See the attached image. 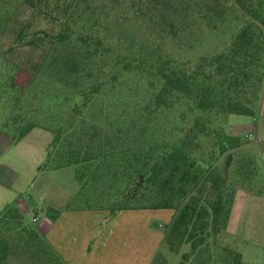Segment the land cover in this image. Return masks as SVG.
Here are the masks:
<instances>
[{"label":"rangeland","instance_id":"1","mask_svg":"<svg viewBox=\"0 0 264 264\" xmlns=\"http://www.w3.org/2000/svg\"><path fill=\"white\" fill-rule=\"evenodd\" d=\"M183 1L184 4H174V16L168 14V22L174 18L172 26L160 24V15L150 17L144 5L146 0H0V165L7 167L3 168L1 179L12 196L10 203L20 207L24 219V222L15 219L13 228L19 222L37 227L38 222L32 217L34 211L37 217L45 212L54 216L58 208L76 207L101 210L108 217L121 209H138L159 230L160 244L151 264H175L184 252L191 251L189 241L175 250L165 242L178 208L176 204H158L154 192H143L145 182L136 188L143 174L132 175L127 183L123 179L119 186L111 177L94 183V163L86 167L75 163L52 167L46 159L48 151L55 154L52 131L37 127L29 137L16 141L17 124L12 118L20 113L47 121L48 109H67L64 97L78 99L73 97V89L39 66L50 43L27 42L25 39L33 33L51 36L70 21V29L99 35L104 45L111 46L121 57L156 52L185 66H194L203 56L225 49L247 19L232 0H218L220 4L215 3L213 11L205 9L206 0ZM24 34L27 38L23 39ZM98 62L106 69L117 70L111 58L94 61ZM134 64L133 59L131 66ZM119 73L93 96L85 111L93 114L101 125L112 122L113 132L122 134L123 130L131 134L125 138L135 139L129 145H150L154 149L161 143L171 145L186 137L188 150L197 159L203 175L192 193L204 189L199 194L203 201L209 189L204 178L214 168L225 181L226 193L232 199L226 225L191 253L188 264L223 262L226 256L232 258L234 251L245 264H264V81L254 114L210 113L199 125L191 126L200 111L189 99L173 98L169 106L157 108L153 103L157 91L154 76L140 69ZM95 78L92 76L89 81ZM13 79L16 86L25 87L20 102L14 98ZM56 93L59 99L47 97ZM224 133L238 136L239 143L233 147L223 144ZM46 142H50L47 151ZM9 236L14 243L10 264H63L54 250H43L36 258L32 256L35 252L25 249L22 239L13 232Z\"/></svg>","mask_w":264,"mask_h":264},{"label":"trees","instance_id":"2","mask_svg":"<svg viewBox=\"0 0 264 264\" xmlns=\"http://www.w3.org/2000/svg\"><path fill=\"white\" fill-rule=\"evenodd\" d=\"M232 1L247 16L245 23L225 49L203 56L194 66H185L156 52L152 55L140 52L130 58L121 57L118 52H113L111 46L104 45L99 35L70 29V21L64 22L63 29L51 36L40 33H33L29 38L25 34L21 36L27 38L25 40L29 43H50L39 66L48 69L61 84L73 89V97L77 96L79 100L64 97V104L69 108L48 109L47 121L36 116H20V113L13 115V121L17 124L15 140L21 139L32 128L43 126L54 134L51 145L55 147V154L48 151L46 157L52 167L74 163L86 167L94 163V183L111 177L119 185L123 179L127 183L132 175L143 174V192H154L158 204L162 206L176 204L178 208L164 240L174 250L182 242L189 241L191 251L184 252L175 264H188L191 253H195L211 234H216L226 225L232 199L226 193L225 181L216 169L209 170L204 178L209 183V189L202 201L199 194L204 189L198 188L194 193L191 191L199 185L203 175L197 159L188 150L186 137H180L171 145L161 143L154 149L150 145H129L135 141L125 140L131 134L123 133V130L122 134L117 130L113 132L115 129L112 122L101 125L84 108L107 81L117 78L119 70L140 69L154 76L157 91L153 103L157 108L169 106L173 98L184 97L200 111L191 121V126L199 125L210 113L254 114L264 81V0ZM176 3L184 4L185 1L173 3L170 0H146L144 5L150 17L160 15V24L170 23L173 26L174 18L169 22L167 19L168 14L174 16L172 8H175ZM205 3L207 11H213L214 6L220 4L218 0H206ZM103 57L111 58L117 70L113 67L106 69L100 62L94 63ZM133 59L135 64L131 66ZM92 76L96 78L90 82ZM11 85L15 90L16 102H20L25 87L16 86L14 79ZM47 97L59 99L58 93ZM223 137V144L233 147L239 143L238 136L224 133ZM176 200L178 202L175 203ZM17 218L24 222L21 209L16 204L9 203L0 212V264H10L9 256L14 243L9 232L22 239L20 242H23L25 249L36 253L32 254L34 257L41 256L43 250H54L35 226L21 225L19 222L13 228L12 223ZM54 253L63 261L55 250ZM232 255V258L226 256L223 262L245 264L237 251L232 252ZM62 263L65 264L64 261ZM216 263V260H212L210 264Z\"/></svg>","mask_w":264,"mask_h":264},{"label":"crops","instance_id":"3","mask_svg":"<svg viewBox=\"0 0 264 264\" xmlns=\"http://www.w3.org/2000/svg\"><path fill=\"white\" fill-rule=\"evenodd\" d=\"M35 128L21 139L29 137ZM49 143L44 144L45 151ZM0 166H4L0 167L1 212L11 202L12 196L1 179L3 168L7 167ZM36 213L34 211L32 217ZM143 215L138 209H121L105 217L101 210L61 207L54 216L47 212L44 216L38 213L36 228L65 264H151L160 244V236L157 226Z\"/></svg>","mask_w":264,"mask_h":264},{"label":"water","instance_id":"4","mask_svg":"<svg viewBox=\"0 0 264 264\" xmlns=\"http://www.w3.org/2000/svg\"><path fill=\"white\" fill-rule=\"evenodd\" d=\"M143 184H144V176L140 175L139 180L137 181V187L136 188H139Z\"/></svg>","mask_w":264,"mask_h":264},{"label":"built area","instance_id":"5","mask_svg":"<svg viewBox=\"0 0 264 264\" xmlns=\"http://www.w3.org/2000/svg\"><path fill=\"white\" fill-rule=\"evenodd\" d=\"M33 220H38V217L35 215V216H33Z\"/></svg>","mask_w":264,"mask_h":264}]
</instances>
